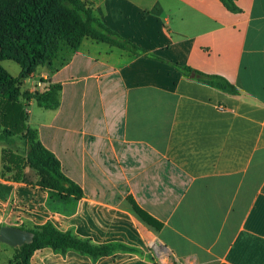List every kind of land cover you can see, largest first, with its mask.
I'll use <instances>...</instances> for the list:
<instances>
[{"label":"crops","instance_id":"obj_1","mask_svg":"<svg viewBox=\"0 0 264 264\" xmlns=\"http://www.w3.org/2000/svg\"><path fill=\"white\" fill-rule=\"evenodd\" d=\"M84 1L107 27L164 60L85 39L62 65L25 81L36 91L63 86L59 109H44L34 123L30 111L26 124L84 190L80 202L121 199L140 228L126 243L162 250L96 264H264V0H238L239 13L221 0ZM173 64L221 76L241 95L187 78ZM15 137L0 139V227L43 215L37 188L13 181V172L3 178V151ZM130 196L163 223L160 231L135 214ZM98 212L88 206L84 215ZM0 254L11 264L13 248L0 243ZM31 263L71 261L47 254Z\"/></svg>","mask_w":264,"mask_h":264},{"label":"trees","instance_id":"obj_2","mask_svg":"<svg viewBox=\"0 0 264 264\" xmlns=\"http://www.w3.org/2000/svg\"><path fill=\"white\" fill-rule=\"evenodd\" d=\"M221 1L230 12H241L238 0ZM85 39L118 47L135 56L163 60L147 54L137 44L107 27L96 16L92 6L84 0H0V139L3 136L10 138L20 135L26 149L25 157H20L9 149L3 151V178L8 179L7 173L13 172V181L25 182L21 176L24 169L21 162H25L40 177L38 184L33 187L39 186L48 191L55 201L72 198L79 201L84 197V190L64 173L61 161L42 143L38 130L27 126L28 117L24 113L21 99L25 102L35 100L45 110H57L61 106L63 86L50 84L42 92H22L21 87L39 66L52 69L60 53L66 49L69 54L79 50ZM5 60L20 65L21 72L17 77L1 66V62ZM173 66L187 78H193L232 96L241 95L233 84L221 76L208 75L178 64ZM2 123H8L10 128H3ZM127 200L144 223L157 231L163 228V223L140 207L133 197L130 196ZM28 230L35 234L33 242L13 248L15 254L11 264H32L35 252L44 249H51L62 256L76 252L93 261L117 252H135L134 248L121 243H95L71 230L59 229L52 221Z\"/></svg>","mask_w":264,"mask_h":264},{"label":"rangeland","instance_id":"obj_3","mask_svg":"<svg viewBox=\"0 0 264 264\" xmlns=\"http://www.w3.org/2000/svg\"><path fill=\"white\" fill-rule=\"evenodd\" d=\"M69 57V50L66 49L64 52L60 53V56L56 62V66L50 70H53L55 67L62 65ZM1 66L12 76H17L18 73L21 72V67L19 64H17L14 61L11 60H5L1 62ZM41 67L47 68L45 66H39L36 69L35 74L32 77H37V80H39L40 76H37L38 70H40ZM26 81V80H25ZM22 84V92L26 91H36V88L34 86V81L30 80L27 83ZM36 84V83H35ZM38 87L43 86L41 83L37 84ZM42 87V88H43ZM42 92V90H39ZM24 113L27 117L30 116V111H33V117L29 119L30 123H34L37 117V113H41L44 111V109L40 108L36 103L33 105L28 106L26 103L24 104ZM3 138L8 139V137L3 136ZM12 145L13 148L9 149L13 151L15 154H17L20 157L26 156V149L24 146V142L20 135H17L15 138L12 139ZM20 164V162H19ZM23 165V173L22 177L25 179V182H22L24 186L33 187L34 185H37L40 181V177L38 173L30 168V166L26 165L25 162H21V166ZM14 173L9 174V178L13 176ZM33 188H37L38 190L36 193L32 192L33 200L37 199L39 201V207L41 213L43 215L40 216V220H37V223L35 222L32 225H27L25 221L20 222L22 227L29 226L31 229L35 228L38 225H42L48 221H51L49 219L54 218L57 225L62 229H67L73 231L76 235L83 237V238H90L85 237L89 236V234H95V238L91 237L94 242L95 240H98V242H110V243H121L125 244L127 246H130L135 249V252L127 253V254H134L139 256H145V255H159V253L162 252V250H158L157 253L154 251H145L139 246H133L130 244H127L126 242H132V238L134 235L135 229H137V232H139L138 226L135 225L133 222L131 214V209L128 210L125 207V203L121 201V199H116L112 202H108V200H104L103 202H98L97 200L93 199V202L90 204H86L87 201H82V203L79 201L74 200L73 198L66 201H55L51 198V195L48 191L42 190L39 186H35ZM112 203V204H111ZM88 206H94L96 208H100V212L97 214H92L88 218L84 215L86 212V209ZM28 205L25 204V213L31 214L30 211L28 212ZM130 213V214H128ZM83 216V217H82ZM96 223L99 224L98 228L96 226ZM95 229L97 231H95ZM66 230V231H67ZM101 230V231H99ZM141 231V230H140ZM136 232V231H135ZM142 232V231H141ZM140 232V233H141ZM136 242H150L146 237L142 240L141 237H139ZM108 244V243H107ZM10 247V246H9ZM118 253H126V252H117ZM15 254V251L13 249V255ZM47 254H56L51 249H44L39 250L35 252L34 256L36 255H47ZM113 254V255H115ZM112 256V255H111ZM1 261L0 264L5 263V255H1ZM65 258L71 261V264H96L97 261H93L91 258L87 256H82L76 252H69L65 255Z\"/></svg>","mask_w":264,"mask_h":264},{"label":"water","instance_id":"obj_4","mask_svg":"<svg viewBox=\"0 0 264 264\" xmlns=\"http://www.w3.org/2000/svg\"><path fill=\"white\" fill-rule=\"evenodd\" d=\"M35 234L21 227L3 226L0 228V243L11 248L22 247L33 242Z\"/></svg>","mask_w":264,"mask_h":264}]
</instances>
